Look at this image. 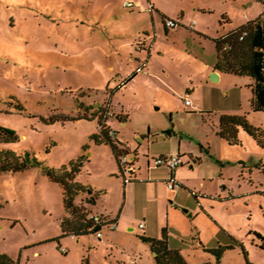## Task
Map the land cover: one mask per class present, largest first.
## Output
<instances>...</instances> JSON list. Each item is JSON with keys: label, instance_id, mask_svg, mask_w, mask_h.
<instances>
[{"label": "rangeland", "instance_id": "rangeland-1", "mask_svg": "<svg viewBox=\"0 0 264 264\" xmlns=\"http://www.w3.org/2000/svg\"><path fill=\"white\" fill-rule=\"evenodd\" d=\"M263 4L0 0V125L19 137L0 149L40 161L0 172V254L18 264H155L142 233L159 238L165 227L188 264H248L246 257L264 264L257 235L264 237V148L243 130L239 144L217 133L222 114L264 129V111L251 106V76L210 80L213 38L246 24ZM107 100L114 138L137 152L136 178L126 184L110 145L92 139L94 114ZM180 154L171 190L170 169L157 160ZM78 158L74 180L99 198L90 208L119 220L100 240L63 233V189L44 172ZM89 198L75 201L88 209ZM219 247L221 256L209 251Z\"/></svg>", "mask_w": 264, "mask_h": 264}, {"label": "trees", "instance_id": "trees-1", "mask_svg": "<svg viewBox=\"0 0 264 264\" xmlns=\"http://www.w3.org/2000/svg\"><path fill=\"white\" fill-rule=\"evenodd\" d=\"M262 1V0H259ZM240 36L243 38L240 39ZM217 52V58L213 68L221 73H229L234 75H248L253 78L252 83V101L251 106L254 111H264V14L258 16L254 20L247 22L228 32L225 35L213 38ZM107 106H102L94 115L98 117L99 134L92 135V139L97 144L110 145L113 154L122 171L121 157L131 155V151L122 143L110 135V127L106 124ZM21 107V106H19ZM104 114V116H103ZM119 120H123V116L116 114ZM243 130L257 143L264 148V129L255 127L249 123L245 116L235 114H222L219 118V126L217 133L225 139L229 144H239V132ZM16 131L8 126L0 125V141L4 143L15 142L18 140ZM131 157V156H130ZM136 156L133 157V161ZM40 165V161L29 151L18 154L12 149H0V172H17L25 170L29 167ZM82 159L72 160L68 165L59 168L44 167L46 175L61 185L63 189V203L68 213V217L62 221V230L64 234L71 235H87L97 233L103 229L104 224H96L90 218L91 211L82 204H76L75 199L82 193H88L90 198L88 203L95 204L96 194L92 189L77 183L74 180L75 174L81 170ZM123 174V171H122ZM136 177V173L133 175ZM174 177V171L171 172ZM126 183V182H125ZM116 223V220L112 219ZM105 226V225H104ZM262 240L259 247L264 249V237L257 234ZM142 239L149 242L151 250L154 253L155 264H188L178 249L171 248L168 243V235L166 228L162 230V236L150 237L142 235ZM223 248L209 249L210 252L221 256ZM245 256L247 253L245 252ZM246 262L251 264L246 257ZM0 264H18L9 255L0 254ZM88 264V262H85ZM200 264H222L219 260L215 262H203Z\"/></svg>", "mask_w": 264, "mask_h": 264}, {"label": "built area", "instance_id": "built-area-1", "mask_svg": "<svg viewBox=\"0 0 264 264\" xmlns=\"http://www.w3.org/2000/svg\"><path fill=\"white\" fill-rule=\"evenodd\" d=\"M128 5H130V3H128ZM168 24L170 26H175L176 22H174L173 20H168ZM243 37L240 36V39H242ZM186 104L189 105L190 102L186 101ZM110 135L112 136V138H114L115 133L110 130ZM183 163V158L180 155H172V156H162L157 160V164L158 165H165L167 166L170 171H174L179 165H181ZM121 164H122V171H123V179L124 182H129L130 180H132L133 175L136 173V167L133 161V158L130 157L129 155H124L121 157ZM173 178L171 177V180H169L167 182L168 187L169 188H174L173 185ZM90 218H92L94 220V223L96 224H104L103 225V229L105 227L110 228L111 230L116 228V223L112 221V219L107 218L106 216L103 215H99V214H91L89 216ZM140 228L143 229L144 224L141 223ZM97 237H101L102 236V230L100 232L96 233ZM60 250L63 252H66V248L60 246Z\"/></svg>", "mask_w": 264, "mask_h": 264}, {"label": "crops", "instance_id": "crops-1", "mask_svg": "<svg viewBox=\"0 0 264 264\" xmlns=\"http://www.w3.org/2000/svg\"><path fill=\"white\" fill-rule=\"evenodd\" d=\"M257 2H262L263 3V0L262 1H259V0H256ZM263 6H264V4H263ZM262 14H264V7L262 8V9H260V10H258L257 11V14L254 16V17H252V18H249L248 19V22L249 21H251V20H254L255 18H257L258 16H260V15H262ZM212 70L213 71H216L218 74H219V79H220V76L222 75V73L221 72H219V71H217V70H215L214 68H212ZM122 121V120H121ZM125 121V120H124ZM109 123V120H107V124ZM110 127V126H109ZM117 140V139H116ZM119 141V140H118ZM120 143H122V144H124L130 151H131V157L133 158L134 156H136V160H137V152L136 151H134V152H132V150H131V148H130V146H129V144L127 143V142H123V141H119ZM136 152V153H135ZM180 156L182 157V155L180 154ZM135 160V161H136ZM183 162H184V160H183ZM134 164H135V162H134ZM183 164V163H182ZM181 164V165H182ZM261 164L262 165H264V161H262L261 162ZM180 166V165H179ZM178 166V167H179ZM177 167V168H178ZM176 168V169H177ZM176 169L174 170V177L176 176ZM170 178H171V171H170ZM136 178V177H135ZM123 181H124V179H123ZM168 182V181H167ZM125 183V182H124ZM126 184V183H125ZM167 186H168V184H167ZM169 188V187H168ZM171 190L173 189V188H170ZM98 200H99V198L97 197L96 198V201H95V204H90V203H87L86 204V206L88 207V209L91 211V214H99V213H96V212H94V211H92V209L90 208V205H96L97 203H98ZM75 203L76 204H79L78 202H76L75 201ZM99 215H103V216H106L107 218H110V219H114V220H116V225H117V223H118V225H119V220H118V218H116V217H114L113 215H104V214H99ZM141 223H143L144 224V227H143V229L142 230H146V227H147V222H146V218H144L143 219V222H141ZM141 223H139V225L141 224ZM164 228V227H163ZM163 228H162V230H163ZM132 229H134V227H132ZM167 230V229H166ZM143 235H145V236H148L145 232H143L142 233ZM73 236H75V235H73ZM79 236V235H78ZM262 236V235H261ZM77 237V236H76ZM102 237V236H101ZM101 237H98V239L100 240V238ZM151 237V236H150ZM263 237V236H262ZM259 238V237H258ZM145 241V240H144ZM168 243H169V240H168ZM260 245V244H259ZM258 245V246H259ZM170 246V245H169ZM262 249V248H261ZM66 250H67V248H66ZM67 252V251H66ZM66 252H64V253H66ZM153 257H154V254H153ZM207 262V261H206ZM211 262V261H210ZM116 264H125V263H120V261H118Z\"/></svg>", "mask_w": 264, "mask_h": 264}, {"label": "water", "instance_id": "water-1", "mask_svg": "<svg viewBox=\"0 0 264 264\" xmlns=\"http://www.w3.org/2000/svg\"><path fill=\"white\" fill-rule=\"evenodd\" d=\"M210 80H212V81H218L219 80V74L216 71H213L210 74Z\"/></svg>", "mask_w": 264, "mask_h": 264}]
</instances>
